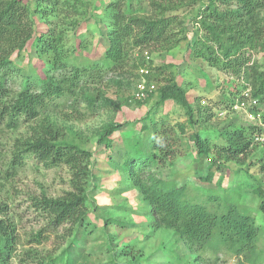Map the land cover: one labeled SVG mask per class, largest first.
<instances>
[{
  "label": "trees",
  "instance_id": "16d2710c",
  "mask_svg": "<svg viewBox=\"0 0 264 264\" xmlns=\"http://www.w3.org/2000/svg\"><path fill=\"white\" fill-rule=\"evenodd\" d=\"M196 1L203 10L200 27L206 34L205 38H199L197 33L191 37L186 46V56L219 67L238 84L239 89L225 102L226 107L229 108L245 89L250 90L251 99L257 101V107L264 104V65L250 58L253 49L264 51V0ZM95 3L92 7L91 0H0V124L4 123L8 131L19 127L21 119L26 123L37 124L31 128L29 135L12 144L8 151L9 166L14 170L21 167L25 159L31 158L46 169H67L69 190L54 198L42 193L32 199V207L46 220L45 231L68 224L67 237L73 238L77 237L80 228L87 234L93 232L91 229L86 231L91 225L87 220L86 205L89 201L88 186H96L92 183V153L74 137L72 126L59 124L57 111L63 107L66 99L75 101L77 107L81 106L92 114L108 107L118 109L122 105L120 100L108 98L105 87L113 84L120 86L132 75L131 69L146 67L148 73L143 75L146 85L154 84L155 89L147 93L143 101L131 102L129 95L123 101L125 105L140 104L155 95L157 106L176 104L183 108L187 124L193 130L205 108L200 103L205 104V101L196 103V98L192 99L174 81L168 80L156 86L153 82L154 70L150 62L147 63L148 60L147 65L142 58L132 61L135 49L148 52L156 44L158 47L165 42L169 44L173 37L169 35V30L174 20L165 17L166 7L160 6V12L155 17H148L128 12L130 10L125 12L124 1L95 0ZM88 12L97 16L99 35L106 40L107 45L99 63L90 62L79 66L69 63L67 59L69 55L88 49L85 35L88 32L78 25L77 20ZM35 20L45 22L44 33L34 35ZM66 23L75 27L71 36L64 26ZM69 40H74V45ZM30 41L38 55L48 57L45 73L38 85L25 78L20 91L11 97L7 84L16 71L12 57L23 53ZM104 72H109L111 76L102 82ZM79 110L76 113L81 115ZM259 113V118L254 121L226 124L214 133L213 138L205 137L198 131L191 132L187 136V145L194 159L204 161L216 158L219 164L222 158L224 162L241 164L259 147V152L250 160L252 166L258 165L253 171L256 179V175L264 172V140H259L264 137V113L260 109ZM143 121L151 124L147 128V145L144 148L140 147L143 145L140 143L131 145L123 153L121 162L108 157L105 163L121 176L124 183L138 192L145 204L143 213L149 218L147 225L152 232L162 228L173 230L190 253L199 254L200 262L202 252L208 247H221L234 255L244 254L256 259V240L260 228L251 215L236 206L228 205L222 213L217 214L202 205L188 203L185 200V186L155 177L152 165L156 161L162 163V160L153 150L161 134H158L154 112L143 118ZM120 128L121 125L112 120L104 123L94 133L96 145L109 151L112 147L111 137ZM180 131L184 130L181 128ZM239 171L249 178L248 166L245 168L243 165ZM196 175L202 179L199 173ZM205 179H211V175L207 174ZM253 192L260 201L259 210L264 214V189L257 186ZM6 207L5 203H0V264H10L18 238L16 226ZM112 221L123 225L120 221L108 218L102 227L105 229ZM103 234L108 239L104 249L109 251V247H117L112 244L107 232ZM78 248L79 245L72 240L55 259L36 264H75ZM118 254L119 251L111 254V264Z\"/></svg>",
  "mask_w": 264,
  "mask_h": 264
},
{
  "label": "rangeland",
  "instance_id": "374dc122",
  "mask_svg": "<svg viewBox=\"0 0 264 264\" xmlns=\"http://www.w3.org/2000/svg\"><path fill=\"white\" fill-rule=\"evenodd\" d=\"M108 1L114 0H102V2ZM120 1H124L125 12L130 10L128 12L148 17H155L160 12V6L166 7L165 17L174 20L169 30V35L173 37L169 40V44L165 42L159 47L156 44V47H151L153 50L148 51L147 63L150 62L149 65L154 70L153 82L156 86L163 85L168 80L176 82L190 94L192 99L196 98V103L199 100L205 101V104L200 102L201 106L205 107L203 114L193 130L187 124L183 108L176 104L157 106L155 95L143 103L125 105L123 101L132 94L135 81L137 79L145 81L139 71H148L146 67L131 69L132 75L120 86L113 84L105 87L108 98L118 102L120 100L122 105L118 109L108 107L92 114L81 106L77 107L75 101L66 99L62 104L63 107L57 111L59 124L72 126L74 137H77V140L84 144V148L92 153L94 160L91 167L94 177L92 183L96 186V188H93L92 184L88 186L89 201L86 205L87 220L91 224L86 231L91 229L93 232L87 234L80 228L76 238L67 237L70 227L68 224L56 230L45 231L46 220L32 207V199L42 193L54 198L62 196L69 190L67 169L65 167L46 169L33 159L27 158L21 167L12 170L8 161L10 147L17 139L29 135L31 128L37 124L26 123L21 119L19 127L8 131L4 123H1L0 203L6 204L18 236L16 251L10 264H36L55 259L72 240L79 245L76 252L78 260L75 264H111L110 256L114 251H119V254L113 264H264V214L259 210L260 201L253 192L257 186L264 189V172L256 175L254 179L253 171L258 165L252 166L250 163L252 156L259 152V147L244 158L241 164L224 162L222 158L218 164L216 158L215 161L211 158L204 161L194 159L187 145V136L193 131L213 138L214 133L226 124L232 122L238 125L239 122L244 123L247 120L242 111L239 113L226 111L229 108L224 105L225 102L232 94L234 95L237 88L239 89L233 78L220 71L217 66H209L202 59L186 56L187 43L195 33L199 38H205L206 33L200 27L203 13L201 4L196 0ZM91 3L92 7L96 4L95 0H91ZM77 20L78 25L88 32L85 35L89 45L86 51L69 55L68 62L79 66L90 62L99 63L107 42L99 35L96 25L97 16L88 12L85 17ZM67 24L64 26L71 36L75 27ZM34 32V35L44 33L45 22L40 23L39 20H35ZM69 41L74 45V40ZM144 52L135 49L132 61L142 58L147 65ZM250 58L264 65V51L253 49ZM12 60L16 71L10 76L7 84L11 97L20 91L27 77L30 83L39 84L45 73L48 57L38 55L30 41L25 51L17 57L13 56ZM157 68H161V73L156 70ZM110 76L109 72H104L101 81H106ZM258 108L264 113V104ZM78 110L81 115L76 113ZM151 112H154V119L158 122L156 126L158 134H161L153 150L162 160V163L156 161L152 165L155 177L185 186V200L188 203L202 205L217 214L222 213L228 205L236 206L251 215L260 228L256 240V259H250L244 254L234 255L221 247H208L202 252L200 262L199 254L190 253L173 230L162 228L152 232L147 225L149 218L143 213L145 204L141 201L138 192L124 183L121 176L114 173L113 168L106 166L105 163L108 157L121 162L123 153L130 149L131 145L140 143L143 144L141 148L147 145L149 135L147 128L151 127V124L143 121V118ZM208 116L211 117L206 119ZM110 120L120 124L121 128L111 137V149L104 151L96 145L94 133ZM181 128L183 132L180 131ZM259 140L263 141L264 137ZM212 141L214 142L215 139ZM243 165L245 168L248 166V172L251 174L247 173L249 178L239 171ZM196 173H199L202 179L197 178ZM207 174L211 175V179H205ZM108 218L120 221L123 225L112 221L104 229L103 223ZM103 232L111 236L112 244H116L117 247H109V251L104 249L108 239Z\"/></svg>",
  "mask_w": 264,
  "mask_h": 264
},
{
  "label": "built area",
  "instance_id": "2783aa9c",
  "mask_svg": "<svg viewBox=\"0 0 264 264\" xmlns=\"http://www.w3.org/2000/svg\"><path fill=\"white\" fill-rule=\"evenodd\" d=\"M143 54L145 55V60H149L148 52L145 51ZM147 73L148 71L146 70L145 72L143 70L139 71L141 77L143 75H146ZM154 89H155L154 84L146 85V82L143 79H141L136 83L135 88L132 91L130 100L143 101L147 98V93L153 91ZM226 111H230V112L234 111L235 113H239V111H242L246 119L250 121L258 119L260 115L259 109L257 107V101L255 99H251L249 89L243 90L241 95L235 99L233 104L230 105L229 109Z\"/></svg>",
  "mask_w": 264,
  "mask_h": 264
}]
</instances>
